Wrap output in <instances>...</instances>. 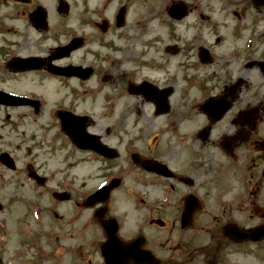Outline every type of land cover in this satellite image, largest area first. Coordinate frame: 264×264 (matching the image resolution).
Instances as JSON below:
<instances>
[{
	"label": "flooded vegetation",
	"instance_id": "af4514ba",
	"mask_svg": "<svg viewBox=\"0 0 264 264\" xmlns=\"http://www.w3.org/2000/svg\"><path fill=\"white\" fill-rule=\"evenodd\" d=\"M133 1L0 0V262L264 264L261 32L246 5L163 0L166 33L126 35Z\"/></svg>",
	"mask_w": 264,
	"mask_h": 264
},
{
	"label": "rangeland",
	"instance_id": "374dc122",
	"mask_svg": "<svg viewBox=\"0 0 264 264\" xmlns=\"http://www.w3.org/2000/svg\"><path fill=\"white\" fill-rule=\"evenodd\" d=\"M121 2H124L125 0H120ZM136 1V0H135ZM159 1H161V0H159ZM201 1H205V0H201ZM220 2H224V1H226V0H219ZM229 1H231V2H234L238 7H240V6H247L248 8H247V13H248V15H251V16H255V14L256 13H258L259 12V10H260V6L257 8V7H255L254 6V4L252 3V1L251 0H229ZM192 2H195V1H192ZM149 4H151V6H154V5H158V3L157 2H151V3H149ZM128 6H130V4H127ZM160 5H162L163 7L165 6V4L161 1L160 2ZM159 6H157L156 8H158ZM136 8H137V10H136ZM233 8H235L236 9V7L234 6ZM153 10H151V12L149 13V14H147V15H145V13H144V6L143 5H139V4H137V5H134L133 6V9H132V11H131V15L129 16L130 17V19H128V21L126 20L125 21V24H128V22H129V26H126L125 28H126V30H125V34L127 35V34H129V33H133V34H140V33H142V34H145L146 32H144L143 31V29H142V26L143 25H145L146 23H147V20L148 21H151V19L149 18V17H151L152 18V23H153V25L155 24V22L156 23H158L160 20H161V17L159 18V16L158 17H155V14H156V12L157 11H159V9H155V7H153L152 8ZM195 15V14H194ZM155 18H156V20H155ZM190 18H191V16H190ZM166 19V18H165ZM165 21H167V19L165 20ZM152 23H147V24H149V25H151ZM146 24V25H147ZM146 27V26H145ZM148 27H150V26H147V30H149L148 29ZM176 27H178L179 29H181V27H179V26H176ZM261 27H264V21L262 22V24H261ZM151 28V27H150ZM189 28V25H188V23H186L185 24V30L186 29H188ZM132 29L134 30V31H132ZM136 30V31H135ZM132 31V32H131ZM138 32V33H137ZM191 31H188V33H190ZM142 34H140V35H142ZM142 36H144V35H142ZM151 48H152V50L154 49V50H157V51H155V53H160L159 51H158V49H160V46H158V49H157V47H156V45L158 44V43H160L159 41H158V39H157V37H154L151 41ZM243 43V42H242ZM260 43H263L264 44V36L262 35V37L260 38V40L258 41V44H260ZM89 59H88V61H92V63H94V62H97V61H99L100 60V58L98 57V56H92L91 54H89ZM96 65V64H95ZM253 78L256 80V81H258V82H260V79H259V77L257 76V75H254L253 76ZM258 99H259V97H257ZM177 151H173L172 152V154H171V157L173 158V157H177ZM77 156L79 157L80 156V154L79 153H77ZM204 157H205V160H208L209 159V155L207 154V153H204ZM85 168L86 169H88V166H87V164H82L81 166H78V167H76L73 171H74V173L75 174H77L76 175V177H77V179H76V182L78 183V184H80V183H82V177H81V174L82 173H85ZM83 175V174H82ZM97 181H95L94 182V184L96 183ZM86 183H87V185H90L92 182L91 181H89V180H87L86 181ZM7 261H4V260H2L1 262H0V264H7L6 263Z\"/></svg>",
	"mask_w": 264,
	"mask_h": 264
}]
</instances>
